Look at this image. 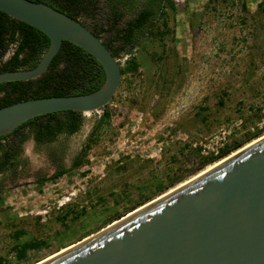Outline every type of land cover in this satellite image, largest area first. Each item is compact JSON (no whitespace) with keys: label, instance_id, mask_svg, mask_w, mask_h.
<instances>
[{"label":"rangeland","instance_id":"1","mask_svg":"<svg viewBox=\"0 0 264 264\" xmlns=\"http://www.w3.org/2000/svg\"><path fill=\"white\" fill-rule=\"evenodd\" d=\"M166 3L150 31L118 53L123 74L110 102L59 137L68 171L40 182L57 165L29 138L18 171L0 177V264L37 263L141 206L173 176L192 178L210 153L264 135V0ZM97 6L77 20L108 42L103 0ZM29 241L39 246L17 258L16 245Z\"/></svg>","mask_w":264,"mask_h":264},{"label":"water","instance_id":"2","mask_svg":"<svg viewBox=\"0 0 264 264\" xmlns=\"http://www.w3.org/2000/svg\"><path fill=\"white\" fill-rule=\"evenodd\" d=\"M0 11L49 40L34 67L1 71L0 84L40 77L63 41L95 58L105 74L102 85L92 92L30 98L0 107V136L40 115L86 114L110 102L119 85L120 65L85 25L32 0H0ZM249 144L36 264H264V136Z\"/></svg>","mask_w":264,"mask_h":264},{"label":"trees","instance_id":"3","mask_svg":"<svg viewBox=\"0 0 264 264\" xmlns=\"http://www.w3.org/2000/svg\"><path fill=\"white\" fill-rule=\"evenodd\" d=\"M32 1L47 4L75 19H77V15L81 14L94 15V12L99 10L97 4L100 2V0ZM166 2L169 3V0H103V6L106 8V21L109 24V31L113 34L108 42H102L114 57H117L119 52L132 46L145 33L150 31L151 24L162 11ZM125 13H131L133 16L126 20L122 27L118 28L117 25ZM92 32L100 38L99 32ZM48 45L49 40L42 32L25 23L11 19L0 11V72L34 67ZM11 46H14L13 52L3 60L5 53ZM137 67V63L132 59L129 62V68L135 69ZM120 72L123 74L121 69ZM104 78V70L95 58L78 46L63 41L59 52L40 77L29 81L0 84V107L30 98L85 94L98 89ZM84 121L83 113L61 111L34 117L17 126L11 132L1 135L0 177L18 171L17 168L23 153V144L29 138L34 140L36 146L47 147L49 149L47 156L57 165L56 172L49 178L41 179L40 182L62 176L68 170L61 163L65 145L58 142V139L60 136L69 137L79 131ZM259 133V131L251 133L241 140L225 145L215 154L210 153V155L203 157L187 175L203 170L205 167L224 158L257 138L260 135ZM79 163L80 157L78 156L73 160L71 168L77 167ZM185 177V175L177 174L169 179L167 183L157 185L153 193L142 197L134 206L137 207L149 201L153 198V195L165 192L182 182ZM119 217L121 215L114 217L108 223L110 224ZM38 246L39 242L36 241L16 245L17 258H23L28 249L37 248Z\"/></svg>","mask_w":264,"mask_h":264},{"label":"bare ground","instance_id":"4","mask_svg":"<svg viewBox=\"0 0 264 264\" xmlns=\"http://www.w3.org/2000/svg\"><path fill=\"white\" fill-rule=\"evenodd\" d=\"M263 136H264V135H263ZM257 139H258V138H257ZM254 140H255V139H254ZM254 140H252V141H254ZM252 141L248 142L247 144L251 143ZM247 144H245V145H247ZM245 145H243V146H245ZM249 145H250V144H249ZM243 146H242V147H243ZM240 148H241V147H240ZM240 148H238V149H240ZM238 149H237V150H238ZM237 150H235V151H237ZM235 151H234V152H231L230 155L232 156V155H234V153H237V152L240 151V150H238L237 152H235ZM228 155H229V154H228ZM228 155H227V156H228ZM230 155H229L228 157H231ZM225 157H226V156H225ZM225 157H224L223 160L220 159V161L218 160L217 162L213 163L211 166L207 167L206 169L201 170L200 173H199L198 175H201V174L205 173L206 171L212 169V167H215L216 165H218L219 163H221L222 161H224L225 159H227V158H225ZM190 179H193V178H190ZM190 179H189V180H190ZM183 183H184V182H180V183H179L178 185H176L175 187L181 186V185H183ZM173 188H174V187H173ZM173 188H171V189H169V190H167V191H171ZM115 221H116V220H115ZM115 221H113V222H115ZM113 222H112V223H113ZM104 227H105V226H104ZM104 227H103V228H104ZM90 235H91V234H90ZM88 236H89V235H88ZM84 239H85V238H84ZM80 240H81V239H80ZM80 240H79V241H80ZM77 242H78V241H77ZM75 243H76V242H75ZM73 244H74V243H73ZM73 244H71V245H73ZM71 245L62 248V249H60L59 251L62 252V251H64L65 249H68V247H71ZM59 251H57V252H59ZM57 252H55V253H57ZM55 253L51 254L50 256L46 257L45 259H49L50 257H53V256L55 255ZM41 261H42V260H41ZM39 262H40V261H39ZM37 263H38V262H37ZM34 264H36V263H34Z\"/></svg>","mask_w":264,"mask_h":264},{"label":"flooded vegetation","instance_id":"5","mask_svg":"<svg viewBox=\"0 0 264 264\" xmlns=\"http://www.w3.org/2000/svg\"><path fill=\"white\" fill-rule=\"evenodd\" d=\"M83 24V23H82ZM84 25V24H83ZM86 26V25H85ZM87 27V26H86ZM88 28V27H87ZM89 29V28H88ZM90 30V29H89ZM92 31V30H91ZM32 141L34 142V140L32 139ZM34 144H35V142H34ZM64 152H65V150H64ZM65 154V153H64ZM56 170H57V167H56ZM56 170H55V172H56Z\"/></svg>","mask_w":264,"mask_h":264}]
</instances>
